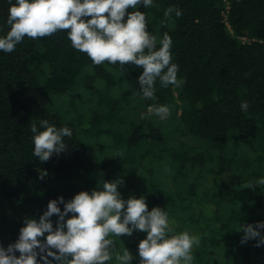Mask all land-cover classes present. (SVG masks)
I'll list each match as a JSON object with an SVG mask.
<instances>
[{
  "label": "trees",
  "instance_id": "1",
  "mask_svg": "<svg viewBox=\"0 0 264 264\" xmlns=\"http://www.w3.org/2000/svg\"><path fill=\"white\" fill-rule=\"evenodd\" d=\"M14 3L0 0V37L10 30ZM170 6L182 15L173 12L166 19ZM127 11L146 14L157 48L165 33L171 37L180 87H163L157 79L155 98L145 99L141 68L94 65L72 47L66 31L25 37L11 53L0 51V245L15 243L25 219L38 220L50 201L68 202L122 178L121 198L143 196L149 211H166L170 235L188 231L201 237L192 249L193 264H264V245L241 243L243 226L264 222V185L246 188L264 178V0H153L151 7ZM96 80L105 85L95 89ZM66 95L78 119L60 115L57 102ZM131 101L130 117L125 107L130 111ZM159 105L168 106L167 118L148 113ZM42 120L72 131L64 138L66 150L47 162L33 155L31 126L43 131ZM104 136L126 151L116 163L98 166L82 140ZM111 165L140 172L110 176ZM58 219L51 218L54 227ZM146 235L136 230L110 236L115 248L107 264H118L115 253L125 248L134 257L131 264H140L138 244Z\"/></svg>",
  "mask_w": 264,
  "mask_h": 264
},
{
  "label": "clouds",
  "instance_id": "2",
  "mask_svg": "<svg viewBox=\"0 0 264 264\" xmlns=\"http://www.w3.org/2000/svg\"><path fill=\"white\" fill-rule=\"evenodd\" d=\"M141 4L148 8L153 0H15L7 19L10 30L0 37V51L11 53L25 37L43 38L66 31L72 47L86 53L94 65L107 62L141 68L140 91L145 99L152 100L157 79L163 87H180L183 80H178L179 66L172 62L171 37L165 33L157 48V37L148 31L146 14L127 11ZM173 12L177 17L182 15L180 9L170 6L165 18ZM248 108L247 102L241 103L242 111ZM148 113L165 119L170 110L166 105L150 106ZM40 127L44 130L31 126L35 134L33 155L47 162L54 153L66 150L64 138L71 137L72 131L68 127L58 129L47 120H42ZM45 176L46 171L40 179ZM123 183L122 178L103 182L102 190L82 191L68 202L63 197L50 201L38 220L25 219L15 243L6 249L0 245V264H107L115 248L109 237L132 236L136 230L147 234L138 244L140 264H193L192 249L199 246L201 237L188 231L170 235L174 229L168 213L159 207L149 211L143 196L122 199L118 186ZM259 185H264V178L246 188ZM70 213L71 218L65 219ZM54 215L59 218L55 227L51 220ZM260 230H264V222L243 226L241 243L257 240L256 247L264 245ZM133 259L126 248L115 253L118 264H131Z\"/></svg>",
  "mask_w": 264,
  "mask_h": 264
},
{
  "label": "rangeland",
  "instance_id": "3",
  "mask_svg": "<svg viewBox=\"0 0 264 264\" xmlns=\"http://www.w3.org/2000/svg\"><path fill=\"white\" fill-rule=\"evenodd\" d=\"M105 85L104 82L100 81V80H96L93 82V86L94 88H98V87H103V85ZM79 91H82L83 89H78ZM65 99H58V106L62 107V113L60 114L61 116L64 115V113L68 112L69 116L68 119H78V116H80V114L77 111H73L71 109V105H70V95H66ZM96 106L94 107V105H92V110H95ZM126 111L129 112L130 117L132 116V112H133V108H132V101L130 103V111L127 108V106L125 107ZM96 111V110H95ZM86 128V125L84 126ZM85 148L87 150V156L89 158V160L94 163L97 164L98 166L103 164V163H109V164H114L116 163V157L120 156L121 154L125 153L126 148L125 147H113L111 146L112 143V139L110 137L104 136V137H95V138H89L87 140H82ZM145 150V147L144 149ZM114 162V163H113ZM119 169L116 170V166L111 165L108 167L107 172L111 173L110 176H112V174H115L117 172V174H120L122 176H128L130 174H136L137 172H140V168H137L136 171H134V169L128 167V165H124V166H119ZM99 172H101V174H104L102 171H100V169H98ZM137 179V177L135 178ZM134 183H137L136 180H134Z\"/></svg>",
  "mask_w": 264,
  "mask_h": 264
},
{
  "label": "built area",
  "instance_id": "4",
  "mask_svg": "<svg viewBox=\"0 0 264 264\" xmlns=\"http://www.w3.org/2000/svg\"><path fill=\"white\" fill-rule=\"evenodd\" d=\"M243 41L245 42V41H246V39H245V38H243Z\"/></svg>",
  "mask_w": 264,
  "mask_h": 264
}]
</instances>
